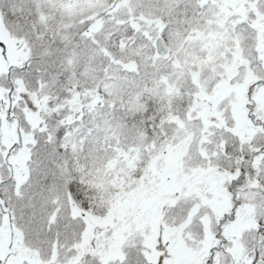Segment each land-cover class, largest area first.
Instances as JSON below:
<instances>
[{"label":"snow or ice","instance_id":"6c2138e0","mask_svg":"<svg viewBox=\"0 0 264 264\" xmlns=\"http://www.w3.org/2000/svg\"><path fill=\"white\" fill-rule=\"evenodd\" d=\"M0 264H264V0H0Z\"/></svg>","mask_w":264,"mask_h":264}]
</instances>
